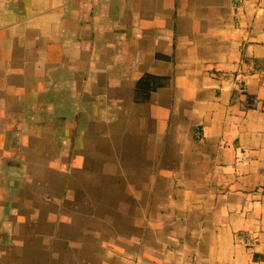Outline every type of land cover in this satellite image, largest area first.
<instances>
[{"label": "crops", "instance_id": "1", "mask_svg": "<svg viewBox=\"0 0 264 264\" xmlns=\"http://www.w3.org/2000/svg\"><path fill=\"white\" fill-rule=\"evenodd\" d=\"M51 136L74 203L26 264H264V0H0V177L50 193Z\"/></svg>", "mask_w": 264, "mask_h": 264}, {"label": "rangeland", "instance_id": "2", "mask_svg": "<svg viewBox=\"0 0 264 264\" xmlns=\"http://www.w3.org/2000/svg\"><path fill=\"white\" fill-rule=\"evenodd\" d=\"M37 127L41 128V119H38V122L36 123ZM56 129V128H55ZM55 129L53 128V125H50V134L55 132ZM39 133V132H37ZM35 132V134H37ZM36 141V140H35ZM40 148V141L36 143V146ZM50 157H51V169H50V193L45 194V190L42 192L41 185L38 183H34L33 186H23L22 182L31 181V168L25 167V163L22 162H11V170L7 172L6 168H3V174L2 177H0V264H26L25 258H26V243H25V214L32 213L33 209L36 210H42L47 209L51 210V212L54 213V216H51L49 218L50 222L46 224V238L44 242V248L45 251H52V257L57 258L59 257L58 254L55 252L58 249L55 248V242L53 243L50 239V229L54 225H57L58 223V216H56V213L58 210H64L67 209L69 206L71 207L73 202V194L72 189L73 186L66 185V188L58 184L57 177L59 178V175L57 176L58 172V165L60 169H63L62 166L65 165H71L72 160L71 158L64 159L61 157L60 159V153L57 151L59 149V142L57 141L56 137L51 136L50 137ZM38 155V154H37ZM32 156V155H31ZM31 156H28L27 161L28 163H36L39 164L41 162H38V158L35 155L33 157V162L31 159ZM60 159V164L59 161ZM30 165V164H29ZM6 174H8V177H6ZM56 175V176H55ZM56 177V179H55ZM18 182L19 184H14ZM19 185V186H18ZM77 185V184H76ZM76 185L74 187H76ZM21 186V189L19 187ZM58 187L66 190V198L70 200V204L68 206V201L65 199L59 200L58 196L55 195L52 190H58ZM78 196L79 200L82 201L81 208H87V201H84L85 198L89 196L87 185L78 183ZM45 188V185H44ZM26 189V191H24ZM87 192H86V190ZM132 189V187H131ZM19 190H21L22 198L18 202L16 201L13 206H9V199H11L10 195H15ZM63 190V191H64ZM58 192V191H57ZM60 192V193H61ZM10 196V197H9ZM104 205V202H100L99 205ZM88 206L90 207V204L88 202ZM65 207V208H64ZM36 210H34V217L33 222L30 218H27L30 222V225H33V232L32 233V242L38 241L42 242L41 234L36 238V231H39V226H41L43 223H46L45 216H36L41 214V212L36 213ZM21 212L22 215L18 216ZM33 214V213H32ZM18 217V218H17ZM17 218V222H16ZM44 219V220H43ZM66 219V217L61 218V220ZM46 221V222H45ZM49 225L52 226L49 228ZM50 239V241H49Z\"/></svg>", "mask_w": 264, "mask_h": 264}, {"label": "trees", "instance_id": "3", "mask_svg": "<svg viewBox=\"0 0 264 264\" xmlns=\"http://www.w3.org/2000/svg\"><path fill=\"white\" fill-rule=\"evenodd\" d=\"M169 83V77L146 74L138 82L136 99L139 101H146L153 91H156L160 87L167 86Z\"/></svg>", "mask_w": 264, "mask_h": 264}]
</instances>
